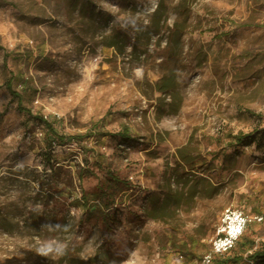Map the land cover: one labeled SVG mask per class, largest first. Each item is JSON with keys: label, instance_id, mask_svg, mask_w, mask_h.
Segmentation results:
<instances>
[{"label": "rangeland", "instance_id": "rangeland-1", "mask_svg": "<svg viewBox=\"0 0 264 264\" xmlns=\"http://www.w3.org/2000/svg\"><path fill=\"white\" fill-rule=\"evenodd\" d=\"M9 70L57 133L107 134L56 142L17 110ZM262 127L264 0H0V264H198L225 208L264 209V151L232 138ZM175 172L217 192L152 219ZM243 234L264 248V220Z\"/></svg>", "mask_w": 264, "mask_h": 264}, {"label": "trees", "instance_id": "trees-1", "mask_svg": "<svg viewBox=\"0 0 264 264\" xmlns=\"http://www.w3.org/2000/svg\"><path fill=\"white\" fill-rule=\"evenodd\" d=\"M159 9H155L152 13V16H158ZM141 34L136 35V39L139 40ZM106 47H114L118 52L121 53V48H119L117 41L112 40L110 42L105 43ZM134 51V49H133ZM6 53L3 54V58H6ZM4 86L9 92L11 99H13L16 102L17 110L24 114L27 120H33L37 122L38 124L42 125L45 129L46 134H50L55 138L56 142H63L66 139H70L78 144H80L84 139L91 137L92 135L96 136L97 138L105 136L107 132H100L98 130V124H94L91 128L90 132L83 133V134H72L70 136L63 135L60 133H57L54 129L53 123L46 118H44L42 115L39 114H32L30 109L27 108L24 105L25 99L28 95L34 94L35 90L34 88H30L29 86V80L27 77L24 76V73L20 70H9L8 76L4 80ZM174 89V77L172 74H163L159 80L156 82V90L160 93H163L164 95H171V91ZM120 139L124 141L129 140V132L127 128L122 129V131L118 135ZM247 137L248 141L253 142L258 150L264 151V127H262L260 130H255L251 134H243L238 133L232 138L234 139V143L238 144L239 141H241L243 138ZM51 141L49 142V147L51 146ZM180 160L183 162L186 166L192 165V158L190 156H184L180 154ZM176 176V183L180 184L182 188H178L176 190L169 189L167 190L161 199L156 198L151 201V209L149 210V216L152 219H157L160 217V215H164L168 213L169 211L172 212L174 210H177L178 207L182 204H188V201L192 199L195 195L199 193L200 196L204 197H211L217 192V186L211 184L210 182H207L206 185H202L199 187V190H196L195 187L197 184H199V180H204L200 177H188L187 175L191 176V174L188 173H179L175 172L173 174ZM190 182L188 186V192L184 191V187ZM188 193V194H186ZM239 248L240 253L238 255H234L230 258H226L227 260H224L223 263H232V264H264V248L260 249H253V241L249 240L244 234L240 235V237L236 240L234 246L230 248L227 252H230L232 250H235ZM178 250H185L190 253L191 248L189 244H181L178 247ZM248 253L243 256L245 252ZM192 253V252H191ZM190 253V254H191ZM224 254V253H222ZM221 254H216V256ZM218 264V262H215ZM102 264H105L102 262Z\"/></svg>", "mask_w": 264, "mask_h": 264}, {"label": "built area", "instance_id": "built-area-1", "mask_svg": "<svg viewBox=\"0 0 264 264\" xmlns=\"http://www.w3.org/2000/svg\"><path fill=\"white\" fill-rule=\"evenodd\" d=\"M264 220V209L259 213H246L239 208H225L210 240V251L203 254L198 264H211L216 254H222L232 248L236 240L251 222Z\"/></svg>", "mask_w": 264, "mask_h": 264}]
</instances>
